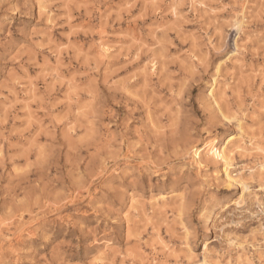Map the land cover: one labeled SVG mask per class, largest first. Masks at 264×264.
Returning <instances> with one entry per match:
<instances>
[{
  "label": "rangeland",
  "instance_id": "1",
  "mask_svg": "<svg viewBox=\"0 0 264 264\" xmlns=\"http://www.w3.org/2000/svg\"><path fill=\"white\" fill-rule=\"evenodd\" d=\"M261 164L264 0H0V264H264Z\"/></svg>",
  "mask_w": 264,
  "mask_h": 264
},
{
  "label": "bare ground",
  "instance_id": "2",
  "mask_svg": "<svg viewBox=\"0 0 264 264\" xmlns=\"http://www.w3.org/2000/svg\"><path fill=\"white\" fill-rule=\"evenodd\" d=\"M104 46H101V50L104 51ZM101 53V52H100ZM235 53L234 52H231L230 56L234 55ZM213 94V92H212ZM213 96V95H212ZM216 102V101H215ZM217 103V102H216ZM240 127V126H239ZM241 143V142H240ZM239 143V144H240ZM251 144V143H250ZM238 145V144H237ZM241 145V144H240ZM240 145L237 146V149H240L241 150H244ZM244 145V144H243ZM246 147V146H244ZM253 147V146H252ZM247 148V147H246ZM257 148V147H256ZM230 149V148H229ZM220 150V149H218ZM258 150V149H257ZM239 151V150H238ZM198 153V151H197ZM201 153V152H200ZM215 151H213L212 149H209L206 151V154L207 155H214ZM232 153V152H231ZM225 154V153H224ZM233 154V153H232ZM240 154V153H239ZM218 155L221 157L222 154H219ZM228 155V154H227ZM196 156V155H195ZM233 156V155H232ZM219 157V158H220ZM223 157V155H222ZM230 157V156H229ZM226 158V157H225ZM222 161V160H221ZM224 162V161H223ZM230 167L231 165L227 164L225 167H224V171H225V180L227 181L228 184H232V183H235V184H238V185H242V193L244 192H247L249 190V185H248V182L244 179V176L242 175L241 171H238L237 173H231L230 171ZM260 170H263L264 169V164H261L260 167H259ZM239 177V178H236V177ZM249 179V178H248ZM172 195V194H171ZM165 195L161 194V195H158V199L159 198H164ZM133 199L131 200V203H130V207H134L133 204ZM135 204V203H134ZM237 206H240V201H237L236 202Z\"/></svg>",
  "mask_w": 264,
  "mask_h": 264
}]
</instances>
